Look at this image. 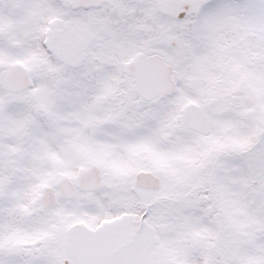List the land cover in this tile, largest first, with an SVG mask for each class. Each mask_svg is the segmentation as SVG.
<instances>
[{
	"label": "snow or ice",
	"instance_id": "obj_1",
	"mask_svg": "<svg viewBox=\"0 0 264 264\" xmlns=\"http://www.w3.org/2000/svg\"><path fill=\"white\" fill-rule=\"evenodd\" d=\"M0 264H264V0H0Z\"/></svg>",
	"mask_w": 264,
	"mask_h": 264
}]
</instances>
